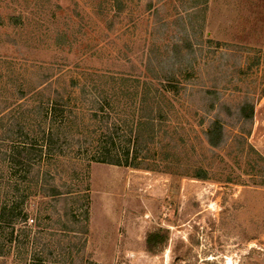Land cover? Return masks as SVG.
<instances>
[{"label":"rangeland","instance_id":"obj_1","mask_svg":"<svg viewBox=\"0 0 264 264\" xmlns=\"http://www.w3.org/2000/svg\"><path fill=\"white\" fill-rule=\"evenodd\" d=\"M56 105L65 195L0 162V207L31 195L0 264H264V0H0V119L42 136ZM107 134L142 164H98Z\"/></svg>","mask_w":264,"mask_h":264},{"label":"trees","instance_id":"obj_2","mask_svg":"<svg viewBox=\"0 0 264 264\" xmlns=\"http://www.w3.org/2000/svg\"><path fill=\"white\" fill-rule=\"evenodd\" d=\"M57 107L58 105H56L54 109L50 107L43 113L45 117L43 121H40L41 126H39L43 128L42 136L39 134L31 135L29 133L30 131L27 129V125H23L22 123L18 122L15 124V121L11 123L12 125L8 123L5 125V118L1 117L0 119V127H2L1 129L6 130L5 135L1 140L2 142L8 144V149L3 152L1 151L2 153L0 154V162L5 164L7 163L6 165H9L8 173H10L12 176H15L19 181L28 184L29 189L33 190V185L36 188L34 197H38L39 199L43 197L56 198L65 195L61 189V186H56L55 184L51 183L53 180L51 171L41 170L43 165L47 168H50V166L53 165V162L57 161V157L61 154H64L61 149L62 147H60V135L62 133V129H56V126L58 122L62 124L61 126H64L66 122L70 121V119H67V114L62 113L61 110L60 116H57ZM241 114L243 117H245V119L251 120L254 116L253 106H243L241 109ZM206 135L209 145L212 148H219L223 144L225 136L224 127L221 121H214L208 129ZM103 139L104 141L102 142V148H100V154L94 159L98 164L125 167H139L142 164L144 159H141L140 157V154L143 151L140 145V138L138 139L139 147L136 148L137 151L134 149L131 150L130 144L129 146L123 145L113 135L107 134ZM119 143H121V145ZM199 178L203 179V177ZM17 187H19V185H17ZM71 194L72 193L70 191L67 196ZM30 196V193L26 194L25 197L24 195L21 197L20 194L19 200H14L11 204L4 203L1 205V224L14 226V224L20 222V220L26 222L28 215L24 213L22 208ZM86 221L88 222V219H86ZM84 228L86 231L83 228L82 230L87 232V227L85 226ZM168 242L169 230L159 227L148 234V252L153 255H157L166 249Z\"/></svg>","mask_w":264,"mask_h":264}]
</instances>
